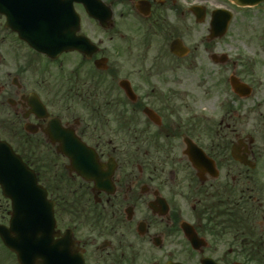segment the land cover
Returning a JSON list of instances; mask_svg holds the SVG:
<instances>
[{
    "label": "flooded vegetation",
    "instance_id": "obj_1",
    "mask_svg": "<svg viewBox=\"0 0 264 264\" xmlns=\"http://www.w3.org/2000/svg\"><path fill=\"white\" fill-rule=\"evenodd\" d=\"M102 1V22L75 3L82 50L39 53L52 77L39 81L41 116L25 96L29 45L0 13V130L16 147L43 150L28 142L46 138L56 116L113 181L112 192L96 189L51 143L55 166L77 181L56 186L69 194L56 202V238L69 230L86 264H264V33L253 24L264 2L248 6V53L232 69L246 87L236 91L215 79L216 0ZM189 72L202 78L194 86Z\"/></svg>",
    "mask_w": 264,
    "mask_h": 264
},
{
    "label": "water",
    "instance_id": "obj_2",
    "mask_svg": "<svg viewBox=\"0 0 264 264\" xmlns=\"http://www.w3.org/2000/svg\"><path fill=\"white\" fill-rule=\"evenodd\" d=\"M66 1L72 4V0H0V11L6 12L9 17L13 18L10 9L12 4L15 8L25 9L26 12L22 18L28 22V30L23 29L22 33L19 30L21 24H16V27L20 26L18 30L32 46L51 54L70 48L71 38L65 34L61 37L44 36V34L57 31L54 13H47L44 10H56L59 7H65L64 2ZM234 1L244 5L263 0ZM218 12L225 13L227 16L221 15L219 19L213 21V24L217 26L218 30L220 26L222 31H226L231 13L224 8ZM18 16L21 20V14ZM64 18L62 20H65ZM70 22V18L65 20V25L70 24ZM73 29L76 30V26ZM225 59L224 56H221V61H225ZM232 81L234 86H238L235 77H232ZM29 96H33L37 102L39 101L36 94L32 93ZM40 110L44 111V108L41 107ZM50 135L53 141L59 139L63 144L67 143L69 146L82 145L74 131L67 138L63 135L65 140L56 137L53 130L50 131ZM64 153L73 161L83 160L84 163H87L84 166H75L74 169L84 177L93 178L97 187L102 188L107 184L105 175L96 172L98 166L92 162L96 157L93 151L83 152L72 149L64 150ZM0 184L4 195L12 199L10 223L9 225L0 224V235L5 244L17 253L20 264H83V261L74 258L70 250L69 238L67 241L62 240L60 242L55 240V201L48 198V191L39 183L37 173L23 160L20 154L16 153L9 142L1 138Z\"/></svg>",
    "mask_w": 264,
    "mask_h": 264
},
{
    "label": "rangeland",
    "instance_id": "obj_3",
    "mask_svg": "<svg viewBox=\"0 0 264 264\" xmlns=\"http://www.w3.org/2000/svg\"><path fill=\"white\" fill-rule=\"evenodd\" d=\"M216 3L231 5L228 0H216ZM232 6V5H231ZM235 12L234 19L231 22L230 33L222 40V50L229 53L230 59L227 63L221 64L218 68V73L215 79L228 78L232 73L234 61L237 59L244 60L246 53H248V41L246 40V33L248 32L247 14L250 10L248 7L232 6ZM258 15V14H256ZM257 18L254 24V31L264 33V18ZM198 32L205 33L198 28ZM0 47L7 48V41L0 45ZM27 51L26 58L29 61V71L27 76L28 90H36L40 94L39 86L43 79L51 77L46 70V60L39 57L30 48ZM212 74V72H210ZM53 76V75H52ZM213 79V77H211ZM190 86L196 85L198 80H201L198 73L189 72L187 75ZM204 79H207L204 77ZM41 81V82H39ZM192 90V87H189ZM42 95V94H41ZM2 135H5L2 133ZM191 204V203H190ZM10 201L3 195L0 188V222L7 223L9 219L8 211L10 209ZM0 264H19L15 255H13L0 240Z\"/></svg>",
    "mask_w": 264,
    "mask_h": 264
},
{
    "label": "trees",
    "instance_id": "obj_4",
    "mask_svg": "<svg viewBox=\"0 0 264 264\" xmlns=\"http://www.w3.org/2000/svg\"><path fill=\"white\" fill-rule=\"evenodd\" d=\"M35 139L37 138L35 137ZM21 152L25 159L35 167L40 180L48 187L51 193L54 194L57 179L54 175V169L48 165L47 159L42 156V152H32L29 150H22ZM66 199V196L63 195L62 201L65 202Z\"/></svg>",
    "mask_w": 264,
    "mask_h": 264
}]
</instances>
